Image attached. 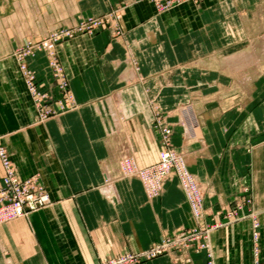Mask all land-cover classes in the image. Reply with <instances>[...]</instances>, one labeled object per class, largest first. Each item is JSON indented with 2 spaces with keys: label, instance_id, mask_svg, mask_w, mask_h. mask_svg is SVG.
<instances>
[{
  "label": "crops",
  "instance_id": "crops-1",
  "mask_svg": "<svg viewBox=\"0 0 264 264\" xmlns=\"http://www.w3.org/2000/svg\"><path fill=\"white\" fill-rule=\"evenodd\" d=\"M258 4L204 0L159 12L152 0H0V139L19 175H38L49 198L0 224V264H100L196 225L176 176L148 198L141 180L120 170L126 156L139 166L158 160V106L176 124L173 144L197 178L206 221L220 219L244 189L251 191L264 257V95H253V79L241 80L242 95L226 93L238 85L237 67L235 60L223 63L254 39L249 23ZM112 8L122 12L112 27L57 46L73 99L68 109L58 105L45 54L29 59L56 110L35 123L12 49ZM3 173L0 161V185ZM211 245L216 264L252 261L250 220L215 229ZM184 257L140 264L207 261L204 251Z\"/></svg>",
  "mask_w": 264,
  "mask_h": 264
},
{
  "label": "rangeland",
  "instance_id": "rangeland-1",
  "mask_svg": "<svg viewBox=\"0 0 264 264\" xmlns=\"http://www.w3.org/2000/svg\"><path fill=\"white\" fill-rule=\"evenodd\" d=\"M159 12L167 11L175 6L181 5L182 3L192 2L195 4H201L204 0H152ZM259 4L254 7L252 13L253 17L252 20L249 23V29L251 31L252 36H254V39L248 41L244 46H246V49L242 50L241 52H238L236 54L229 56L224 60V64H229L231 59V63L234 61L235 66L237 67L236 72H232L233 75H236V79H238V85L236 87H233L231 89H224L226 90V93H229L231 90V93L233 95H242L244 93L245 89H242L240 82L241 80L246 81L248 79H253L254 85L252 86L253 95L255 97H260L264 95V0H258ZM122 15L121 8H112L108 11L99 13V14H91V15H81L76 23L70 25V26H63L56 29H53L49 31L47 34L43 35L40 38L35 37H27L24 39V41L17 46H15L12 51L11 55L15 59L19 72L21 73L22 79L25 83V87L31 97V100L33 101L34 108H35V123L43 122L48 117L54 115L56 110L52 108V101L54 99V95L50 90H44L39 84L38 81V75L36 70L30 65L29 59L31 57H34L38 52H43L46 57L47 62V68L49 69V73L54 80L59 95L57 97V101H62L65 96H70V101L72 102V96L71 91L69 88V80L66 78L64 73V67L62 62L60 61L57 46L60 42H62L65 39L71 38L77 34L80 33H94L95 31H98L102 29L105 26L114 25L117 19ZM116 33L119 32L115 31ZM249 48V49H248ZM61 70V71H60ZM245 86V83H243ZM61 85H66V89H63ZM223 90V91H224ZM39 94L43 95V106L39 107ZM225 94V93H223ZM64 101H62V104H58L62 110L68 109L70 106H66ZM44 104L46 106V109H48V112H45L42 114L44 108ZM178 123L184 126V123L182 122V119L178 120ZM176 124L172 121H170L165 114V112L161 109L160 106L157 107V114L154 118V126L160 133V142H161V149L158 153V160L148 166H139L138 163L130 156H126L120 159L119 165L120 170L123 173V175L129 174L133 175V177H137L141 180L144 190L146 192V195L148 198H153L154 196L158 195L164 188V185L167 181H169L172 177L176 176L178 179V183L180 188L185 194L186 200L189 204V207L191 209L192 215L196 221V225L188 228H196V227H203V231H201L199 234H197L196 238H189V242L193 240H200L201 243H205L204 246L200 245V242H193V243H182V240H186L181 238V234L184 232V228L178 233H171L169 237H161L160 240L157 241V243H153L150 247L160 245L162 244L164 248H161V253H157L154 256H145L140 257V259L133 263V264H140L141 262L153 259L155 257H158L160 255H170L175 257V259L180 260L181 258L185 259V254L187 251H194V252H201L204 251L207 257L206 264H209V261L211 260L213 264H216L213 248L211 245V232L215 229L233 222H240L245 219H249L252 224V239H253V252H254V258L252 261L246 262V263H240V264H264V257L260 256V239H261V233H260V227H261V220L259 216V212L257 211L258 208L256 207V201L253 194L244 189V194L239 195L235 198L233 205H231V209H226L225 212H222L220 219H215L211 221L205 220V215L207 214L205 207H204V201H203V194L200 188V185L197 181L196 176L191 171L189 164L187 162V159L185 157V152L178 149L174 144L172 140V134L173 129ZM185 128V127H184ZM184 133H186V130H184ZM0 147L3 148L9 158H10V166H13V170L16 174V176L23 181V184L25 185V180L30 178H36L37 184L39 187V192H46L43 183L41 182L38 175H31L28 177H22L19 175L17 168L11 158V155L7 148L5 147L4 143L0 139ZM168 152L167 154H170V157L164 156V153ZM164 156V158H163ZM0 161L3 167V177L6 174V169L3 165L1 156ZM170 162V163H169ZM130 163V166L127 164ZM134 163V164H133ZM12 164V165H11ZM166 164L164 166H167L166 169L169 167V171L165 174H163V177L159 176V180H157V184L151 188V184L149 180L145 177V172L147 168L153 166L156 169H160V173L165 169L162 165ZM140 171L137 173V171ZM158 171V170H157ZM143 174V175H142ZM159 174V173H158ZM2 177V183L0 185V189L4 186V180ZM130 177V176H129ZM183 179V180H182ZM185 179H187L188 183H185ZM154 182V179H153ZM192 184V185H191ZM190 186V188L193 186L194 189H196L195 192L199 194V201L200 207L199 212L200 214H196V209H194V204L196 205V195L192 194V196L187 194V186ZM10 186H15L14 184ZM158 188H160V191H158ZM193 189V190H194ZM43 190V191H42ZM158 191L157 193L154 192ZM12 192L14 195H17L16 190L12 189ZM156 193V194H155ZM47 196V195H46ZM194 197V201L192 199ZM48 198V196H47ZM49 200V198H48ZM194 202V203H193ZM9 203V202H8ZM49 203V202H47ZM47 203L43 204L42 206H39L36 209L29 210V212L37 210L43 206H45ZM1 206V204H0ZM28 212V213H29ZM27 213V214H28ZM19 214H21L19 212ZM17 215L14 216V218L3 220L0 224L11 221L13 219L21 218L26 216L24 215ZM1 216V215H0ZM13 216V215H12ZM202 240H201V239ZM182 239V240H181ZM150 247L146 248L149 249ZM146 249H143L138 252H126L124 254L129 253H140L142 251H145ZM124 254L108 257L102 259L100 264L105 259H110L114 257H119ZM181 257V258H180Z\"/></svg>",
  "mask_w": 264,
  "mask_h": 264
},
{
  "label": "built area",
  "instance_id": "built-area-1",
  "mask_svg": "<svg viewBox=\"0 0 264 264\" xmlns=\"http://www.w3.org/2000/svg\"><path fill=\"white\" fill-rule=\"evenodd\" d=\"M61 71V70H60ZM61 87L63 89H66V85H61ZM40 98H39V107L43 106V95L39 94ZM70 96H65L62 100L64 101L66 106H71L72 102L70 101ZM60 101V102H62ZM43 113L48 112L49 110L46 109V106L44 104V108H42ZM168 153V152H167ZM0 156L3 162V165L6 169V174L3 177L4 180V186L2 187V189H0V215L3 217L2 219L6 220V219H10L14 216V214H19L17 211V208L19 207V212L21 214L19 215H24L27 214L29 212V210L32 209H36L39 206H42L43 204L47 203L49 200L47 198V193L44 192H39L38 191V184L36 181V178H30L25 180V185L23 184V181L20 180L14 170H13V166H10V158L7 154V152L0 147ZM165 156V153H164ZM163 156V158H164ZM130 166V163H127ZM12 165V164H11ZM165 164H163L162 166L165 168L164 166ZM132 166H130L129 168H131ZM170 168V167H169ZM168 169H164L161 173H160V169H156L155 167H151V170H153L158 176L163 177L165 173H167L169 171ZM150 170V167L147 168L146 172ZM158 170V171H157ZM159 173V174H158ZM148 179V178H147ZM183 180V179H182ZM14 184L15 186H10ZM40 188V187H39ZM12 189L16 190L17 195H14L12 192ZM41 189V188H40ZM158 191H160V188H158ZM155 191L154 192H158ZM155 193V194H156ZM47 195V196H46ZM9 202V203H8ZM1 220V219H0ZM201 231H203V227H196V228H188L185 229L184 232L180 235L181 238L186 239L185 241L182 240V243L187 244V243H193L195 242H200L201 246H204L205 243H201L200 240H193L191 242L187 241L189 240V238H193L195 239L197 234H199ZM201 239V238H200ZM202 240V239H201ZM161 248H164V246L162 244L160 245H156V246H152L149 249H146L145 251H142L140 253H129V254H124L122 256L119 257H114V258H110V259H105L102 264H133L135 262H137L140 257H145V256H154L157 253H161ZM209 264H213L212 261H209Z\"/></svg>",
  "mask_w": 264,
  "mask_h": 264
},
{
  "label": "bare ground",
  "instance_id": "bare-ground-1",
  "mask_svg": "<svg viewBox=\"0 0 264 264\" xmlns=\"http://www.w3.org/2000/svg\"><path fill=\"white\" fill-rule=\"evenodd\" d=\"M166 157H170V154H167V152H165V158ZM170 163V162H169ZM166 165V164H165ZM167 166H165V168H166ZM137 171V170H136ZM138 172H140V171H137V173ZM139 174V173H138ZM143 175V174H142ZM145 175V177L146 178H148L147 180H149V182H150V184H151V188H153L156 184H157V180H159V176L153 171V170H149L147 173H145L144 174ZM153 179H154V182H153ZM185 183H188L187 182V179H185ZM192 185V184H191ZM194 187L192 186L191 188H190V186L188 185L187 186V194L188 195H190V196H192V194H195V193H197V192H195L196 191V189H194ZM196 197V205L194 204V206H196V207H194V209H196V214H200V212H199V207H200V202L201 201H199V199H198V197H199V194L197 193V195L195 196ZM192 199H193V201H194V197H192ZM194 203V202H193ZM17 211H18V213H19V207L17 208ZM18 215V214H17ZM13 216H16V214H14ZM3 217L2 216H0V223L4 220V219H2ZM12 218H14V217H12Z\"/></svg>",
  "mask_w": 264,
  "mask_h": 264
}]
</instances>
